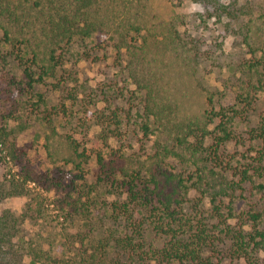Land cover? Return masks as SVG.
<instances>
[{
	"label": "rangeland",
	"instance_id": "374dc122",
	"mask_svg": "<svg viewBox=\"0 0 264 264\" xmlns=\"http://www.w3.org/2000/svg\"><path fill=\"white\" fill-rule=\"evenodd\" d=\"M1 1L0 57L19 54L33 65L35 77L47 72L36 83L34 94L14 87L0 92V127L11 133L0 144V209L25 214L19 242L47 245L46 241H64L77 230L94 229V238L90 232L85 239L93 241L110 226L107 202L125 199L119 188L98 184L94 159L82 161L72 151L73 142L89 146L101 131L98 121L86 120L76 105L77 99L91 98L97 110L114 113L123 122L117 136L110 138L111 145L121 146L128 160L143 165L147 175L154 172L166 197L176 198L182 192L170 189L179 176L186 185L200 186L189 188L186 195L182 192L181 198L186 222L194 230L204 225L205 234L214 241L204 257L210 256L213 263L244 264L227 253L229 240L211 215L210 195L224 190L234 199L239 193L245 197L239 199L240 210L228 219L237 226L239 211L264 209V191L255 187L264 183V177L242 183L235 192L227 188L238 178L224 164L216 166L211 160L213 138L220 133L210 111L245 109L230 125L234 138L221 145L218 154L222 160L233 155L231 167L247 164L262 146L252 135L264 126V80L259 77L262 69L252 63L264 62V0H219L225 7L221 13L211 1L203 0H88L82 5L74 4L78 0ZM67 15L75 21L72 30L79 27L82 36L75 33L70 40L65 35L67 43L52 54L48 29ZM19 46L24 50L18 52ZM21 63L13 68L18 78ZM3 64L0 61V75L5 76L13 65ZM5 86L0 79V89ZM37 93L43 99L39 104ZM70 93L77 95L75 101ZM147 116L151 132L142 137L138 123ZM195 124L210 131L197 149L192 146L195 139L185 136L186 127ZM11 142L18 153L14 158ZM165 144L169 156L160 159L156 155L165 151ZM74 177L78 178L72 183ZM89 185L99 187L90 191ZM219 199L229 201L228 196ZM114 227L121 228L115 222ZM166 240L155 230L145 236V244L154 247ZM259 255H264V247ZM24 263L39 264L29 255ZM145 263L165 264L156 260L134 264Z\"/></svg>",
	"mask_w": 264,
	"mask_h": 264
},
{
	"label": "trees",
	"instance_id": "16d2710c",
	"mask_svg": "<svg viewBox=\"0 0 264 264\" xmlns=\"http://www.w3.org/2000/svg\"><path fill=\"white\" fill-rule=\"evenodd\" d=\"M22 1L27 2V0ZM87 1L78 0L74 4L82 5L81 3H87ZM203 1H211L210 4L215 5L216 11L219 13L225 10L219 0ZM0 2L2 1L0 0ZM68 19L70 17L67 15L64 19L55 21L51 30L50 28L48 29L51 36L50 46L52 47V54L57 46L67 43L65 35L70 40L75 33L82 36V31L79 27L75 31L72 30V25L75 21H69ZM4 37L9 40L7 32L4 33ZM16 48L18 52L24 50L21 46ZM52 54H50V58L53 59L54 56ZM21 60H23V57H20L19 54L13 57L8 55L0 57V61L4 63V66L13 65L12 68L6 69L5 76L0 75V79H3L7 85L3 87V90L0 89V92L6 91L8 93L7 87H14L25 94H34L36 83L43 80L42 75L46 71H42L40 75L35 77L33 65H27L25 60ZM17 61L22 62L20 78L13 71ZM31 61L35 62V56H33ZM252 66H258L262 69L259 77H262L260 80H264V62L257 60L252 63ZM72 89L74 93L76 91L75 87H72ZM73 93H70V97L75 101L77 95ZM35 96H37L36 102L38 104L43 102L39 93L35 94ZM77 101L78 104L76 105L82 109L80 111L81 114H84L86 120L98 121L101 125V131L95 143L89 146H81L79 143L73 142L72 151L82 161L94 159L97 166L98 184L102 183L105 186L109 185L119 188L122 191L120 193L125 194V199L107 202V210L110 212L108 214L110 226L104 233L102 232L100 238L93 241H85V239L89 238L90 232H93V238L97 232H94V229L87 232L77 230L72 235L68 234L66 236L67 239L64 241L62 238L60 241H46L47 245L21 244L17 239V235L20 225L25 221V214L23 212L15 213L10 208L0 209V264H25L24 257L26 255L31 256L39 264H134L139 261L148 262L151 260L165 264H169L172 261H190L195 264H221L219 261L216 263L211 262L210 256L204 257V253L212 248V242H214L205 234L204 225H198L196 230H194L193 224H188L186 222L188 219L184 218L185 212L182 208L185 199L181 198L182 192L186 195L189 188L194 187L195 190H199L200 186L197 183L186 185L179 176L173 181L174 183L171 184L170 189L182 190V192L179 191L176 198L166 197L162 193L164 191L163 185L160 186V182L154 172L151 176L147 175L142 169L143 165H136L128 160L121 146L111 145L110 138L116 137V132L122 129V120L117 118L114 113L111 116L105 114L101 109L97 110L95 101L92 104L83 98L77 99ZM244 111V108L238 109L234 106L220 107L218 110L213 109L210 111L211 120L213 118L218 120L214 128L218 129L220 133L213 138L215 146L212 149L211 160L216 166L224 164L223 167L232 171L234 177L238 178V181L232 180L227 187L233 192H235L236 188L241 190L242 183L252 182L253 178L264 177V126L253 132V138L260 140L262 146L256 151L257 155L255 157L248 158L249 162L247 164L240 165V168L231 167L230 162L233 159V155H229L222 160L218 154L220 146L234 138L230 125ZM150 122V117L148 116L139 121L137 132L142 137H147L150 134ZM209 132L206 127L195 124L186 127L185 136L195 139L196 143L192 146L197 149L202 148L205 136ZM10 134L5 127L1 126L0 144L6 143ZM179 141V144H181V140ZM163 147L165 151L161 153L158 150L156 155L160 159L169 156L170 147L168 144L163 145ZM11 148V156L14 158L18 153L13 142H11ZM164 173L172 176L169 172ZM165 177L167 178V176ZM77 178H72L71 182H75L74 180ZM35 180L39 183L41 182L40 177H36ZM94 186L95 188L99 187ZM94 186L89 185L91 187L90 191L94 189ZM255 187L264 191V183H258ZM227 188L224 189L227 190ZM226 196L229 197L227 203L219 199V197L224 198ZM68 197L69 201L65 199V202L68 201L70 204L73 200L69 194ZM240 198L243 201L245 199L241 193L236 199L233 198L231 193L226 195L224 190L212 193L209 200L212 205L211 215L222 226L220 233L229 240V247L226 250L231 258L242 259L244 264H264V255H259L264 247V228H260L264 209L256 211L249 209L246 212L239 211L240 223L237 226H231L228 223V219L234 217V212L240 210L239 206L243 203L239 200ZM236 201L238 202L236 203ZM74 206L79 208L76 203H74ZM223 209L226 210V213L222 211ZM114 222L118 223L121 228L114 227ZM245 225L249 226L248 230L245 229ZM152 230L159 232L163 239L166 238L167 240L163 241L160 246L146 245L145 236ZM128 258H130L132 263H127Z\"/></svg>",
	"mask_w": 264,
	"mask_h": 264
}]
</instances>
